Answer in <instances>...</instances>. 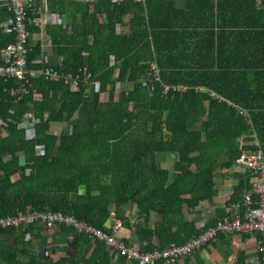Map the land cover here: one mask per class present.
Returning <instances> with one entry per match:
<instances>
[{
	"label": "trees",
	"instance_id": "trees-1",
	"mask_svg": "<svg viewBox=\"0 0 264 264\" xmlns=\"http://www.w3.org/2000/svg\"><path fill=\"white\" fill-rule=\"evenodd\" d=\"M48 7L51 15L68 20L49 21L46 41L30 40L28 68L34 73L27 78L30 94L17 100L11 91L20 82L0 78V218L30 207L73 215L106 231L115 215L141 242H148L143 252L184 244L214 226L218 221L201 230L182 223L184 207L195 209L215 197L218 172L231 169L244 150L256 149L242 147L240 138L256 134L264 149V107L250 108L235 97L236 92L227 90L251 80L237 70L182 64L170 68L166 61L183 56L181 42L188 39L186 28L178 32L184 26L178 15L210 13L212 22L195 25L206 31L223 28L219 0H209L207 8L188 0L184 11L172 10L162 0H98L93 5L48 0ZM166 13H174V21L162 22ZM11 18L6 0H0V65L1 51L15 41L13 31L6 30ZM29 31L40 29L29 25ZM44 42L51 45L50 65L38 62ZM152 64L160 81L152 76ZM48 68L58 72V81L46 78ZM85 70L92 75L89 82L84 81ZM68 74L79 75L78 91L66 84ZM143 77L150 78L153 90L142 86ZM92 82L99 84L98 90L89 87ZM162 83L189 90L163 94ZM29 114L32 136L27 134ZM196 124L200 129L193 128ZM55 125L64 128L56 131ZM160 154L176 155L186 169L172 173L160 168L156 162ZM250 191L248 180L242 182L228 206L243 203L242 192L244 197ZM132 206L137 207L140 225L117 214L118 209ZM244 210L241 204V215ZM153 214L163 221L151 227ZM36 226L0 230V264H114L115 254L104 242L82 233H75L71 255L58 260L44 257L26 238ZM154 239L157 244L151 242ZM117 259V264L125 260Z\"/></svg>",
	"mask_w": 264,
	"mask_h": 264
},
{
	"label": "crops",
	"instance_id": "crops-1",
	"mask_svg": "<svg viewBox=\"0 0 264 264\" xmlns=\"http://www.w3.org/2000/svg\"><path fill=\"white\" fill-rule=\"evenodd\" d=\"M187 1L162 0V4L164 2L172 10L184 11ZM189 1L191 4H198L205 8L209 6V0ZM219 3L221 7L220 19L223 28L217 27L215 31H206L204 27L195 25L206 21L208 23L212 22L213 16L210 13L191 14L186 18H183V15L177 16V21L184 25L182 26L183 28L178 29V32H182L186 28L184 34L188 36V39L185 42H181L183 56L171 57L166 61V64L170 68H175L173 65L182 64L184 68H198L202 70L210 68L237 70L236 72H240V74L248 77V79L251 78V80L247 84L234 83L233 87H227L228 89H226L231 93L236 92L235 97L243 100L250 108L257 109L264 107V9H261V7H264V0H219ZM174 15V13H166L163 16L162 22L169 19L170 22L174 21L172 20L174 19ZM60 17L68 20V16ZM167 25L171 27L172 23H167ZM43 33L44 30H41L39 33H31V41H46V37L43 38ZM189 35L196 36L190 37ZM52 61L51 45L49 42H44L43 54L39 57L38 62L43 65H50ZM196 88H202V92L209 94L211 92L203 87H195L194 89L196 90ZM217 95L222 100H216L220 102L227 101L221 95ZM200 127V124H196L193 128L200 129ZM255 140H258L256 134L252 135L251 138H240V144L242 147L247 146L249 148L250 146L252 147V142ZM156 162L160 168L167 169L172 173H181L186 169L180 164L178 157L172 154H160L157 156ZM246 180H248L252 190V177L250 173L236 164L229 170L219 171L214 180L216 196L210 200L201 202L195 209H188L185 206L181 222L192 223L197 230H201L205 226L219 221L220 218L237 216L244 218L248 209L242 202L229 206L228 203L235 198L237 187L242 182H246ZM241 197L244 198L243 192ZM241 204L245 208V212L242 215L238 211ZM117 214L129 218L132 224H142V221L137 218L136 206L122 207L117 210ZM118 220L121 222L114 215L106 224L107 228L113 227ZM162 221L161 216L153 214L150 226L154 227ZM61 227L48 230L42 225H37L33 229V232L27 234L26 238L34 242V246L38 248L40 255L58 260L60 257L71 255L74 252L76 239L75 232L62 229ZM173 230H176V227ZM119 235L123 237L128 245L138 250H143L148 245V242H141L123 226ZM43 238L47 239L45 243ZM151 242L157 244L155 239ZM92 249L93 247H88L87 251L89 254ZM117 258H113L114 264H117ZM263 263L260 235L258 233L238 235L224 232L219 234L217 241L212 245L173 264ZM122 264L134 263L125 259Z\"/></svg>",
	"mask_w": 264,
	"mask_h": 264
},
{
	"label": "built area",
	"instance_id": "built-area-1",
	"mask_svg": "<svg viewBox=\"0 0 264 264\" xmlns=\"http://www.w3.org/2000/svg\"><path fill=\"white\" fill-rule=\"evenodd\" d=\"M76 1L93 5L98 0ZM6 6L12 14V18L6 25V30L8 32L13 31L15 41L1 51L4 64L0 65V78L15 79L20 82L11 91V95L19 100L30 94L31 84L27 78L30 75H34L28 68V44L31 40L29 25L39 28L41 32V30H45L44 28L49 21L63 23V18L57 14H50L48 0H6ZM43 34V38H45V32ZM111 64H114V61ZM151 68L153 78L160 81L156 65L152 64ZM44 74L47 79L52 81L60 79L58 72L51 68L45 70ZM82 75L85 82H89L92 78V75L86 70ZM65 82L70 86L71 90L78 91L81 79L79 75L73 76L68 74L65 77ZM141 82L143 87L153 90L149 77H143ZM88 85L93 90H98L99 88L97 82L88 83ZM187 90H189L188 86L162 83L163 94L170 92L180 93ZM196 90L199 92L203 91L202 88H196ZM210 95L214 99L222 100L213 92H210ZM27 120L29 123L27 134L32 136L33 115L29 114ZM252 147L256 149L244 150L235 161L238 167L247 170L252 177V190L246 193L243 198V204L248 209L245 217H225L203 233L191 237L184 244H171L166 248L143 252L128 245L123 237L119 235L122 228V222L119 220L115 222L113 227L103 231L77 219L73 215L62 212H37L33 211L30 207L22 212H18L17 215L0 218V230L32 225H42L48 230H53L64 226L77 234L82 233L92 240L104 242L107 248L115 254V257H124L134 264H173L215 243L219 233L225 232L238 235L258 233L260 235L261 252L264 260V149L260 147L258 140L252 142ZM36 151L38 154L43 153L41 147H37ZM253 196L257 197V203H253Z\"/></svg>",
	"mask_w": 264,
	"mask_h": 264
},
{
	"label": "rangeland",
	"instance_id": "rangeland-1",
	"mask_svg": "<svg viewBox=\"0 0 264 264\" xmlns=\"http://www.w3.org/2000/svg\"><path fill=\"white\" fill-rule=\"evenodd\" d=\"M82 119H83L82 114H80V117L78 118V120H82ZM63 128H64L63 125H55L54 126V130H56V131H61Z\"/></svg>",
	"mask_w": 264,
	"mask_h": 264
}]
</instances>
